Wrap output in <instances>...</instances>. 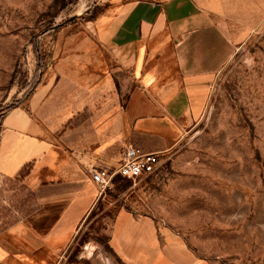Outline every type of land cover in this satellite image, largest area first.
<instances>
[{
  "label": "crops",
  "instance_id": "crops-1",
  "mask_svg": "<svg viewBox=\"0 0 264 264\" xmlns=\"http://www.w3.org/2000/svg\"><path fill=\"white\" fill-rule=\"evenodd\" d=\"M263 23L264 0H111L94 35L71 39L4 121L0 264H55L99 201L91 172L116 167L128 145L177 146L236 44ZM117 222L116 252L141 251L138 224L126 212Z\"/></svg>",
  "mask_w": 264,
  "mask_h": 264
},
{
  "label": "rangeland",
  "instance_id": "rangeland-1",
  "mask_svg": "<svg viewBox=\"0 0 264 264\" xmlns=\"http://www.w3.org/2000/svg\"><path fill=\"white\" fill-rule=\"evenodd\" d=\"M110 1L0 0V138L7 111L27 105L71 39L94 35ZM162 162L153 176L115 179L55 264H264V23L236 44ZM121 212L144 243L124 258L112 245Z\"/></svg>",
  "mask_w": 264,
  "mask_h": 264
},
{
  "label": "built area",
  "instance_id": "built-area-1",
  "mask_svg": "<svg viewBox=\"0 0 264 264\" xmlns=\"http://www.w3.org/2000/svg\"><path fill=\"white\" fill-rule=\"evenodd\" d=\"M165 154V152L148 153L134 145H128L116 167L91 172L92 180L98 186L101 196L117 178L137 180L157 174L162 168V157Z\"/></svg>",
  "mask_w": 264,
  "mask_h": 264
},
{
  "label": "trees",
  "instance_id": "trees-1",
  "mask_svg": "<svg viewBox=\"0 0 264 264\" xmlns=\"http://www.w3.org/2000/svg\"><path fill=\"white\" fill-rule=\"evenodd\" d=\"M40 78H41V76L39 77L37 83L35 84V87H34L33 91L31 92L30 96L33 95V94L35 93V91H36V89H37V87H38V85H39V83H40V81H41ZM16 108H18V107H17V106H13V107H11V108L7 111L6 114H8L9 112H11L12 110H14V109H16ZM28 173H29V170H28V169H25L23 172H21V177H25ZM122 179H123V178H122ZM20 200H21V201H19L20 204L24 205V203H26L25 200H24V201H22V199H20ZM14 204H15V203H14ZM17 207L19 208L20 205H19V206L17 205Z\"/></svg>",
  "mask_w": 264,
  "mask_h": 264
}]
</instances>
